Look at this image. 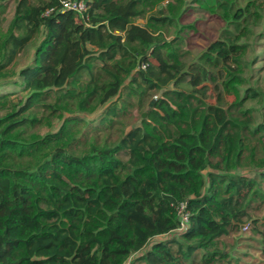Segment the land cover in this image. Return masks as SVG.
<instances>
[{
    "label": "trees",
    "instance_id": "16d2710c",
    "mask_svg": "<svg viewBox=\"0 0 264 264\" xmlns=\"http://www.w3.org/2000/svg\"><path fill=\"white\" fill-rule=\"evenodd\" d=\"M86 1L88 20L60 0H0V87H17L0 91V264L220 260L221 238L264 198V152L252 144L264 138V114L253 115L264 85L245 76L256 61L244 59L247 7L230 17L235 0H207L226 28L181 62L163 53L180 40L159 32L176 21L164 10L142 26V0ZM38 39L31 63L14 69ZM163 89L126 131L119 102L141 106ZM100 108L97 125L80 116ZM182 202L190 223L179 231ZM254 228L264 256V224Z\"/></svg>",
    "mask_w": 264,
    "mask_h": 264
},
{
    "label": "rangeland",
    "instance_id": "374dc122",
    "mask_svg": "<svg viewBox=\"0 0 264 264\" xmlns=\"http://www.w3.org/2000/svg\"><path fill=\"white\" fill-rule=\"evenodd\" d=\"M212 3V2H211ZM247 7L249 21L251 24V29L253 31V36L248 39L249 43L252 45L249 47L246 55L244 57L245 62H251L253 58L256 57L254 65L251 67H245L246 78L250 73H254L256 79L252 82L255 83L260 77L262 84L264 85V0H235L233 9L230 11V17H234L233 14L237 12L238 7ZM141 16L134 19V23L142 26H148L149 15L154 14L158 10H164L166 15L172 16L176 21L173 25L168 27L157 26L159 32L164 35L165 40L170 41L176 37L180 40L177 44H170L164 51V55L167 57L168 54L174 52V57L178 60L192 62L202 54L203 51L215 40H217L221 32L226 28V21L224 17L218 12L213 11L211 4L207 3V0H142L140 6ZM238 13V12H237ZM230 20V19H226ZM157 30V31H158ZM41 39L34 42L33 45L29 46L26 51L19 57L14 69H19L31 63L33 55L35 53L36 47L39 45ZM257 44L255 45L256 42ZM131 58L126 59V64H129ZM154 61V60H153ZM155 62V61H154ZM261 68V69H258ZM130 79L126 81L129 84ZM167 88H171L167 86ZM206 94L210 102H215L214 94L209 86ZM17 89L16 85L12 86L9 84H3L0 87V91ZM163 90L150 91L149 95L144 98L142 105L139 106L137 97L132 98L133 101L127 106L122 107V112L126 113L121 115V120L123 121V128L127 131L132 126L140 124L143 118L146 117L149 105L152 101L163 96ZM21 94V92H19ZM16 97L19 96L15 95ZM232 99V97L230 98ZM134 102L135 105H131ZM264 100L258 105L253 103V115L256 122L261 121L262 115L264 114ZM103 113V108L98 109L95 113L86 114L82 113L84 119L88 122H93L94 125L99 123L101 114ZM71 114H66L70 116ZM61 125V121L56 120L54 122V127L49 128L48 125L41 127V134L47 131H56ZM261 137L262 140L259 141L258 138ZM252 144L256 148L257 158L263 155L264 150V138L263 135H258L252 139ZM262 170V169H261ZM250 171V170H249ZM248 171V172H249ZM245 172V171H244ZM247 174V171L245 172ZM262 190L264 195V183L262 184ZM253 220L246 221L250 222L249 229L244 230L243 226L236 225L233 227L232 232L221 238L219 243L220 250L225 254L220 260L215 261L211 264H264V256L262 254V237L255 230V226H259L260 229L263 228L264 224V198L259 200V205L252 211ZM158 237L153 241L159 240ZM151 244V243H150ZM150 246V245H149ZM148 246V247H149ZM140 254L133 256L132 260L137 258ZM133 264V263H130ZM134 264H145L143 262H136Z\"/></svg>",
    "mask_w": 264,
    "mask_h": 264
},
{
    "label": "built area",
    "instance_id": "2783aa9c",
    "mask_svg": "<svg viewBox=\"0 0 264 264\" xmlns=\"http://www.w3.org/2000/svg\"><path fill=\"white\" fill-rule=\"evenodd\" d=\"M61 2V10H71L79 13L84 19H89V5L86 0H60ZM50 11H47V14ZM145 67V66H143ZM178 214L180 216V226L179 231L184 230L190 223V213L186 210V203L182 202L178 206ZM244 230L249 229V224H245L243 226Z\"/></svg>",
    "mask_w": 264,
    "mask_h": 264
},
{
    "label": "water",
    "instance_id": "95a60500",
    "mask_svg": "<svg viewBox=\"0 0 264 264\" xmlns=\"http://www.w3.org/2000/svg\"><path fill=\"white\" fill-rule=\"evenodd\" d=\"M154 101V100H153Z\"/></svg>",
    "mask_w": 264,
    "mask_h": 264
}]
</instances>
